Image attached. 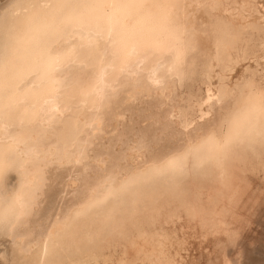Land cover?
<instances>
[{"label": "bare ground", "instance_id": "bare-ground-1", "mask_svg": "<svg viewBox=\"0 0 264 264\" xmlns=\"http://www.w3.org/2000/svg\"><path fill=\"white\" fill-rule=\"evenodd\" d=\"M262 1L0 0V264H241Z\"/></svg>", "mask_w": 264, "mask_h": 264}, {"label": "rangeland", "instance_id": "rangeland-1", "mask_svg": "<svg viewBox=\"0 0 264 264\" xmlns=\"http://www.w3.org/2000/svg\"><path fill=\"white\" fill-rule=\"evenodd\" d=\"M261 4H264V2L262 1ZM252 180L254 184L259 182L258 177L253 176ZM70 194L64 188H61L54 193H50L45 198V202H67L71 196ZM239 210H241L242 216L236 221V225L241 228L240 243L230 248L229 251L232 253L236 249L241 250V264H264V201L243 203L239 206Z\"/></svg>", "mask_w": 264, "mask_h": 264}, {"label": "clouds", "instance_id": "clouds-1", "mask_svg": "<svg viewBox=\"0 0 264 264\" xmlns=\"http://www.w3.org/2000/svg\"><path fill=\"white\" fill-rule=\"evenodd\" d=\"M252 115H253L252 113L240 114V115H238V116H236V117L233 118L232 123H233V125L238 126V125L244 123L245 121H247L248 119H250ZM215 144H216V142L214 140H212V139H210L208 141V146L209 147L214 146ZM183 158L184 157L182 155H180V154L175 155V156L171 157L167 161V163H166V165L164 167L166 169L176 168V167H178L180 165V163H181V161H182Z\"/></svg>", "mask_w": 264, "mask_h": 264}]
</instances>
